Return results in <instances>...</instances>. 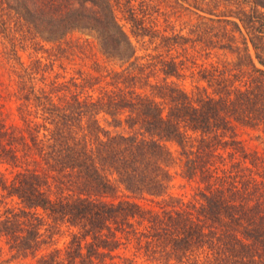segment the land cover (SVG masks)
<instances>
[{
  "label": "trees",
  "instance_id": "1",
  "mask_svg": "<svg viewBox=\"0 0 264 264\" xmlns=\"http://www.w3.org/2000/svg\"><path fill=\"white\" fill-rule=\"evenodd\" d=\"M224 1L237 20L224 19L211 34L217 47L236 51L235 68L202 67L206 86L192 93L169 79L179 74L174 61L161 62L162 81L146 83L150 93L134 85L139 69L114 73L113 88L97 94L91 77L45 89L35 82L40 58L25 66L12 49L21 67L15 88L0 98L16 99L19 123L0 119V196L17 201L0 205V239L13 256H32L33 264H117V250L133 238L150 264H264V153L235 138V124L264 134V0ZM0 9V26L13 17L41 48L88 31L104 52L130 65L137 60L112 0H0ZM125 12L134 37L152 36L142 15ZM167 140L179 148L184 176L204 184L198 205L159 211L136 200L168 194ZM50 219L75 230L63 249L41 253Z\"/></svg>",
  "mask_w": 264,
  "mask_h": 264
},
{
  "label": "rangeland",
  "instance_id": "2",
  "mask_svg": "<svg viewBox=\"0 0 264 264\" xmlns=\"http://www.w3.org/2000/svg\"><path fill=\"white\" fill-rule=\"evenodd\" d=\"M112 3L118 23L132 39L136 55L139 57L132 65H130L131 60L123 62L119 54L104 52L96 34L88 31H72L61 41L42 42L44 47L41 48L34 43V39H39L31 33L20 32V26L12 17L0 26V91L15 88L16 71L21 66L18 60L14 59L12 49L16 50L25 66H31L34 60L40 58L39 68L43 70L39 71L35 81L38 86L47 89L51 81L69 85L71 79L80 82L82 77H91L94 94H97L98 88L101 91V87L113 88L110 77L113 78L114 73H119L123 78L131 72H137L138 69L142 75L139 78L140 82L134 81V85L141 84V90L150 93V87L146 83L162 81L163 64L161 62H176L179 74L169 79L188 93L195 92L197 86H206V81L199 76L202 67L210 69L212 64L220 69L222 66L235 68L236 51L217 47L216 38L211 34V27H214L213 31H217L219 27L224 26V19L237 20L231 13L236 10L235 6H232L231 11L228 12L227 8L230 6L225 8L224 0H219V6L213 10L199 0H112ZM207 3L212 4L210 1ZM126 7L133 8L136 13L142 15L143 24L148 26V31H153L152 36L136 38L131 34V23L123 18L126 15ZM205 9L211 13L204 12ZM3 12L5 10L0 9V14ZM214 14H229V16L216 17ZM6 26H11L12 29L8 30ZM231 27L232 25H227L228 29ZM240 38V35L235 32L238 46H242ZM134 65L136 66L133 68ZM208 90L210 91V88ZM60 93L64 94V89ZM10 94L0 98V119L7 125L19 123L16 111L17 101ZM235 133V138L241 140V144L247 151L264 153V134L236 124ZM165 145L173 157L169 167L171 179L168 194L163 199L144 196L136 200L145 208L159 211L172 207L184 208L191 207L193 204L198 205V191L204 188V184L198 176L192 178L184 176L183 159L178 146L171 140L165 141ZM3 168L0 164V170ZM126 195L120 190L117 198L123 199ZM111 199V197L108 198V200ZM0 200L2 201L1 209L4 206H15L17 201L16 198L5 195L0 196ZM49 221L50 223L42 228L47 231L43 234L44 243L39 250L41 253L55 248L63 249L71 232L75 230L66 223L53 222L51 219ZM140 222V220L134 221L136 227H143V223L139 224ZM133 242L131 238L129 242L122 244L117 250L118 254L114 261L117 264H150L139 251H135V242ZM34 261L35 258L32 256H13L8 245L0 239V264H33Z\"/></svg>",
  "mask_w": 264,
  "mask_h": 264
}]
</instances>
